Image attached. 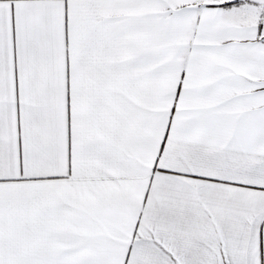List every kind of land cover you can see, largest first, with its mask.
Returning a JSON list of instances; mask_svg holds the SVG:
<instances>
[{"label":"snow or ice","instance_id":"obj_1","mask_svg":"<svg viewBox=\"0 0 264 264\" xmlns=\"http://www.w3.org/2000/svg\"><path fill=\"white\" fill-rule=\"evenodd\" d=\"M0 264H264V0H0Z\"/></svg>","mask_w":264,"mask_h":264}]
</instances>
